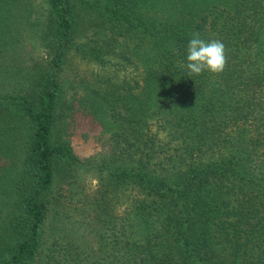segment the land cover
Listing matches in <instances>:
<instances>
[{
  "label": "trees",
  "instance_id": "1",
  "mask_svg": "<svg viewBox=\"0 0 264 264\" xmlns=\"http://www.w3.org/2000/svg\"><path fill=\"white\" fill-rule=\"evenodd\" d=\"M193 32L222 73L189 74ZM70 56L115 71L65 97ZM75 108L110 144L70 207L96 246L56 226ZM0 264H264V0H0Z\"/></svg>",
  "mask_w": 264,
  "mask_h": 264
},
{
  "label": "rangeland",
  "instance_id": "2",
  "mask_svg": "<svg viewBox=\"0 0 264 264\" xmlns=\"http://www.w3.org/2000/svg\"><path fill=\"white\" fill-rule=\"evenodd\" d=\"M39 2V0H36ZM30 10L31 18L41 16L45 6H27ZM23 40L20 45V50L24 52V55L27 56L29 60L41 59L44 57L43 49L41 48L39 42L36 40H31L29 35H23ZM115 68H102L95 64V62H88L81 60L79 57L70 56L66 59L63 69L60 72V77L62 80V86H64L63 95L69 97L73 94H77L76 97H79L81 93L86 90L85 83L87 81L94 79H106L113 75ZM124 70H119L115 72L116 75L121 76ZM3 84V83H2ZM72 119L67 131L69 135V140L72 145L74 154L82 162L78 173L80 175V180L74 184L68 186H60L57 191H54L53 195L58 198L60 204H63L68 208H65L67 214L72 217L73 223L67 225H61L57 223L59 228H67V232L75 235L79 240L77 243L81 244L83 241H87L92 246H96L94 243L93 233H86L83 229V220H85L84 215L89 217V222L92 223V228L89 226L90 230L95 227L92 215L87 213L83 216L79 214L80 211H77V194L76 192H86L88 195H91L94 190L97 188V181L93 167H90L88 162L89 160L94 163L102 155H105L110 150V144L106 135H102L101 127L94 122L90 117L84 116L82 112L75 108L73 110ZM73 181V177L71 178ZM63 206V208H64ZM71 207V208H70ZM79 207V206H78ZM120 211V209H119ZM86 217V218H87ZM54 225V224H53ZM52 223L47 222L46 232L47 234H52ZM55 231V229H53ZM59 230V229H58ZM63 231V230H62ZM65 231V230H64ZM60 232V230H59ZM66 233V231H65ZM81 241V242H80Z\"/></svg>",
  "mask_w": 264,
  "mask_h": 264
},
{
  "label": "clouds",
  "instance_id": "3",
  "mask_svg": "<svg viewBox=\"0 0 264 264\" xmlns=\"http://www.w3.org/2000/svg\"><path fill=\"white\" fill-rule=\"evenodd\" d=\"M186 60L190 75H200L204 71L220 74L227 63L226 47L220 40L205 41L198 32H193L188 42Z\"/></svg>",
  "mask_w": 264,
  "mask_h": 264
}]
</instances>
